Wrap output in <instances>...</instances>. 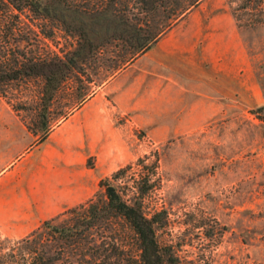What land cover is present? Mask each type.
Here are the masks:
<instances>
[{
    "label": "rangeland",
    "instance_id": "374dc122",
    "mask_svg": "<svg viewBox=\"0 0 264 264\" xmlns=\"http://www.w3.org/2000/svg\"><path fill=\"white\" fill-rule=\"evenodd\" d=\"M13 15L0 20L1 63L13 55L22 60L20 54L73 58L78 67L51 107L52 116L62 114L54 125L95 101L92 113L99 112L104 133L96 154L117 166L101 178L92 197L70 209L98 199L103 180L131 167L117 185L130 200L139 191L134 181L142 180L145 212L150 217L164 214L158 240L173 249L176 264H264V0H204L120 70L119 48L90 58L75 52L77 37L57 30L62 21L74 25V16L32 21ZM39 25L53 30V36L42 34ZM100 27L91 34L95 45L107 36ZM230 28L238 38L221 46L217 32ZM209 37L219 38L211 49ZM227 50L230 69L224 79L215 74L223 68L214 70L219 62L203 66L202 60ZM199 68L204 69L203 81L209 74L217 79L216 97L196 91ZM43 83V78H30L0 92V142H7L6 157L0 149V170L41 141L33 122ZM97 160L90 156L88 164L95 168ZM19 178L0 177V185H15ZM2 230L0 264H15L22 240L31 233ZM126 245L138 254L134 241ZM123 250H117L115 260L123 259Z\"/></svg>",
    "mask_w": 264,
    "mask_h": 264
},
{
    "label": "trees",
    "instance_id": "16d2710c",
    "mask_svg": "<svg viewBox=\"0 0 264 264\" xmlns=\"http://www.w3.org/2000/svg\"><path fill=\"white\" fill-rule=\"evenodd\" d=\"M202 1L0 0V20L9 14H15L16 20L25 15L32 21H55L58 14L74 16V25L62 21L63 25L57 26V30L77 37L75 52L79 55L85 52L90 58L114 46L121 50L117 66L120 70L148 52ZM98 25L107 36L95 45L91 34ZM38 28L46 37L54 34L53 30L48 31L42 25ZM11 30H6V37ZM20 56L22 60L13 55V60L6 64L0 61V92L4 93V87L15 82L44 79L37 120L33 122L34 132L41 134L43 142L62 116L61 113L52 116L51 107L78 64L73 58L59 55ZM84 96L82 94L79 98ZM14 108L19 111L23 107ZM130 168L121 169L112 179L103 180L104 192L98 194V199L44 222L23 239L19 261L15 264H176L173 249L162 246L158 240L164 214L150 217L145 212L147 190L141 189L142 180L134 181L139 191L130 200L117 185ZM129 239L136 243L138 254L132 255L130 249H125ZM120 249H124L121 251L123 259L117 261L115 257Z\"/></svg>",
    "mask_w": 264,
    "mask_h": 264
},
{
    "label": "crops",
    "instance_id": "0c3cea01",
    "mask_svg": "<svg viewBox=\"0 0 264 264\" xmlns=\"http://www.w3.org/2000/svg\"><path fill=\"white\" fill-rule=\"evenodd\" d=\"M217 33L220 34V39L213 37L207 39L209 49L216 45L218 39L221 46H227V43L233 45V38H238L236 36L240 35L238 27L236 36L233 28L222 29ZM228 52L229 50L225 51V55L221 56L211 53L204 55L203 66L219 62L214 70L218 65H222L223 68L215 74L226 79L230 69L229 62L225 59ZM192 70L195 72L196 69ZM203 70L197 69L198 78L194 87L198 88L196 91L201 96H206L208 93L216 97L217 79H213L209 74V79L203 81L201 72ZM223 83L228 84L225 81ZM94 106L95 101L61 124L55 125L46 140L40 141L35 148L28 150L29 152L19 157L16 162L9 166L5 164L1 168L0 177H20L15 185L11 182L7 186L0 185L1 232L2 229L11 230L23 236L32 233L44 222L63 214L73 206L86 202L97 190L101 178L107 177L116 170L117 166H111L112 163L108 159L101 160V155L96 154L101 151L99 144L103 141L104 133H101L103 131L98 121L99 112L98 116L94 114L95 112L92 113ZM85 134L87 139L84 138ZM6 146V141L0 142V149L4 150L1 156H7ZM94 155L98 157L95 168L88 164L90 156Z\"/></svg>",
    "mask_w": 264,
    "mask_h": 264
}]
</instances>
